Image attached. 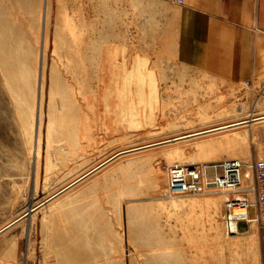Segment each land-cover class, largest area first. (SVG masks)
Here are the masks:
<instances>
[{
	"label": "rangeland",
	"instance_id": "rangeland-1",
	"mask_svg": "<svg viewBox=\"0 0 264 264\" xmlns=\"http://www.w3.org/2000/svg\"><path fill=\"white\" fill-rule=\"evenodd\" d=\"M173 19L154 0H0V264H264L226 192L167 191L172 164L263 158L264 121L106 163L264 116V71L182 64Z\"/></svg>",
	"mask_w": 264,
	"mask_h": 264
},
{
	"label": "crops",
	"instance_id": "crops-1",
	"mask_svg": "<svg viewBox=\"0 0 264 264\" xmlns=\"http://www.w3.org/2000/svg\"><path fill=\"white\" fill-rule=\"evenodd\" d=\"M154 1L174 9L175 55L182 64L229 84L254 83L264 71V0ZM255 214L251 209V217ZM238 231L233 236L244 238L262 262L259 223L240 221Z\"/></svg>",
	"mask_w": 264,
	"mask_h": 264
},
{
	"label": "built area",
	"instance_id": "built-area-1",
	"mask_svg": "<svg viewBox=\"0 0 264 264\" xmlns=\"http://www.w3.org/2000/svg\"><path fill=\"white\" fill-rule=\"evenodd\" d=\"M210 190L228 194L225 209L230 234H238L240 221H257L264 240V157L251 162L225 159L178 162L169 166L167 191L171 196L201 195ZM251 209L256 212L254 218L250 215Z\"/></svg>",
	"mask_w": 264,
	"mask_h": 264
},
{
	"label": "water",
	"instance_id": "water-1",
	"mask_svg": "<svg viewBox=\"0 0 264 264\" xmlns=\"http://www.w3.org/2000/svg\"><path fill=\"white\" fill-rule=\"evenodd\" d=\"M252 121H256L255 119H251V120H245V121H242V122H239L237 124H230L228 126H224V127H221V128H214L212 130H219V129H224L225 127H232L234 125H240V124H249L251 123ZM210 130H206V131H203V132H199L198 135H203L205 134L206 132H208ZM196 135V134H195ZM192 136H194V134H188V135H185V136H182V137H178V138H174V139H170V140H167V141H163V142H159L157 144H153V145H148V146H143V147H139V148H135V149H132V150H127V151H123V152H120L119 154L115 155L114 157H112L111 159H109L106 163L110 162L111 160H113L114 158L122 155V154H126V153H130V152H134V151H139V150H142V149H145V148H148V147H153L155 145H162V144H167V143H170V142H173V141H178V140H182V139H186V138H191ZM105 163V164H106Z\"/></svg>",
	"mask_w": 264,
	"mask_h": 264
},
{
	"label": "bare ground",
	"instance_id": "bare-ground-1",
	"mask_svg": "<svg viewBox=\"0 0 264 264\" xmlns=\"http://www.w3.org/2000/svg\"><path fill=\"white\" fill-rule=\"evenodd\" d=\"M41 51H42V53H43V41H42V44H41ZM42 56H43V54H42ZM144 77V76H143ZM40 79H41V69H40ZM38 115H39V104L37 103V105H36V115H35V128H36V123H38V121H37V117H38ZM252 119H255L256 121H252V122H262V121H264V116H260V117H253ZM251 120V119H250ZM239 122H242V121H237V122H234V123H229V124H225V125H222V126H219V127H215V128H221V127H224V126H228V125H230V124H237V123H239ZM241 125H246V124H240V125H234V126H232V127H225L224 129H219V130H212V129H214V128H210V129H207V130H210V131H208V132H206L205 134H212V133H215V132H219V131H221V130H227V129H230V128H234V127H238V126H241ZM204 131H206V130H204ZM200 132H203V131H200ZM198 133L199 132H195L194 133V136H192V137H195V136H198ZM196 134V135H195ZM205 134H203V135H205ZM179 141V140H178ZM157 144V143H156ZM151 145H153V144H151ZM155 146H157V145H155ZM114 157V156H113ZM227 195V194H226ZM6 228V227H5ZM2 231V230H1Z\"/></svg>",
	"mask_w": 264,
	"mask_h": 264
}]
</instances>
